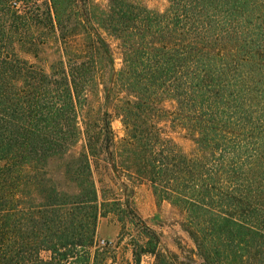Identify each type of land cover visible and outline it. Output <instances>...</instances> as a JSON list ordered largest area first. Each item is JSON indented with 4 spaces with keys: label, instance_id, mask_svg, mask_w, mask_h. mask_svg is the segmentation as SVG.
<instances>
[{
    "label": "trees",
    "instance_id": "1",
    "mask_svg": "<svg viewBox=\"0 0 264 264\" xmlns=\"http://www.w3.org/2000/svg\"><path fill=\"white\" fill-rule=\"evenodd\" d=\"M99 171L147 184L203 264H264V0H0V264H106L117 205L133 264H177Z\"/></svg>",
    "mask_w": 264,
    "mask_h": 264
},
{
    "label": "rangeland",
    "instance_id": "2",
    "mask_svg": "<svg viewBox=\"0 0 264 264\" xmlns=\"http://www.w3.org/2000/svg\"><path fill=\"white\" fill-rule=\"evenodd\" d=\"M153 5L150 3V6ZM112 128L117 137L122 136L123 132L119 121H114ZM52 170L56 171L57 168L54 167ZM96 180L101 194L107 197L120 198L121 201L127 199L129 208L136 215V218L140 219L142 224L154 230L159 236V250L162 252L167 250L177 255V264H203L194 245L186 233L180 229V217L177 212L168 203L158 205L147 184H133L126 182L124 178L115 180L109 174L102 179L100 171L99 174H96ZM119 183H126L127 189L122 190ZM112 209L114 211L111 214L99 221L95 240L100 244L103 241H109L114 249L111 250V248L108 253L100 254L99 259L103 263L112 264L115 255L116 264H133L132 245L135 243L138 247H144L148 239L141 231L140 225H135L123 214L122 206L117 205ZM178 246L183 247L187 252H182ZM42 257L47 259L49 254L43 253ZM153 262L154 258L146 255L142 256L140 264H153Z\"/></svg>",
    "mask_w": 264,
    "mask_h": 264
}]
</instances>
